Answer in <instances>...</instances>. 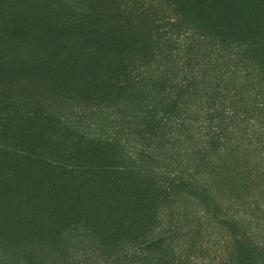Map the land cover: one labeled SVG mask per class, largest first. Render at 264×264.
Returning a JSON list of instances; mask_svg holds the SVG:
<instances>
[{
  "label": "rangeland",
  "instance_id": "rangeland-1",
  "mask_svg": "<svg viewBox=\"0 0 264 264\" xmlns=\"http://www.w3.org/2000/svg\"><path fill=\"white\" fill-rule=\"evenodd\" d=\"M155 7L176 12L178 41L194 28L207 41L148 47L124 30L121 12ZM118 65L181 88L174 105L201 133L168 124L154 148L167 167L108 171L138 145L125 104L156 101L149 82L125 101L102 93ZM200 121L227 134L206 155ZM210 197L247 228L220 222ZM0 201L15 245L0 264H130L122 251L148 235L140 262L264 264V0H0Z\"/></svg>",
  "mask_w": 264,
  "mask_h": 264
},
{
  "label": "trees",
  "instance_id": "trees-1",
  "mask_svg": "<svg viewBox=\"0 0 264 264\" xmlns=\"http://www.w3.org/2000/svg\"><path fill=\"white\" fill-rule=\"evenodd\" d=\"M176 15V12L162 7H155L152 9H131L127 11H123L120 13V20L122 22V26L124 30L131 36H139L142 38L141 43L144 45L146 43L148 47L151 44H159L160 46L167 48L169 46H177L182 47L184 51H193L195 49H200L202 44L207 41V36L199 29L194 28L193 34L197 35V37L192 38L190 35L185 36L182 41H178L176 37H174V33L180 28L176 27L171 21L173 16ZM192 34V35H193ZM222 47L228 46V44L218 42ZM148 75H139V73H134L129 70L126 66H112L108 67L106 71H104V75H106L108 79V83L103 89L102 93L112 97L118 98L119 96L123 98L125 101L127 97H129V93H133L132 90L136 92L135 87H140L142 84L150 83L156 87V90L153 93H147L149 96L154 95L156 101L154 105L144 106L138 105L136 108H127V104L124 107L129 109L130 113L137 112L136 115H130L134 117L135 120H126L125 122L128 124H132L136 127L139 132V140L137 147H134V150L131 153H123L118 155L123 162L120 167L112 166L108 169V171H112L113 169H118L122 167V171L132 166L131 163H153L158 162V164L164 168L167 167V164L163 162L162 159L159 158V155H155V147L160 150V146H164L167 141L159 142L164 134L165 127L169 124L170 127H174L175 130L179 132L183 137L189 135V132L194 130L197 138L199 137L201 130L194 129L193 123H185L184 119L187 115L186 111H184V115L180 114L179 107L174 105L176 100H172V97L179 98L182 95L180 87H173L172 80L168 78L167 73H145ZM129 89V90H128ZM176 91H175V90ZM172 90V91H171ZM139 92V96L142 97V92H140V88L136 93ZM143 94V95H144ZM169 102H168V101ZM184 107L185 105L182 104ZM185 109L188 110L189 107L185 106ZM184 110V109H183ZM192 109H189L188 113L191 112ZM189 118V116L187 117ZM222 119L218 117V120ZM194 120V119H193ZM211 121V120H210ZM201 129L203 130L202 136H200V148L196 151L198 155H206L207 146H209L212 142L220 140L221 137L227 135L223 127H221V123L209 122L208 125H202ZM204 123H207V120L204 119ZM197 127V128H199ZM180 129V131H179ZM226 137V136H225ZM224 137V138H225ZM225 142V140H224ZM159 143V144H158ZM196 147V145H195ZM159 158V161H158ZM106 171V168H105ZM178 176V181L181 183H190V175L184 170H180V175ZM176 181V180H173ZM195 184V182H193ZM210 205L215 212L216 216L219 217L220 222L227 223L234 227L237 230H245L249 225L250 221H247L245 218H242L237 213H231L228 207H223L220 203H217L212 197H210ZM150 199L147 197V204H150ZM8 209V206H7ZM261 208H257L260 210ZM253 211H251L252 213ZM257 212V211H256ZM0 213H1V201H0ZM250 213V214H251ZM8 229L3 226V223L0 219V249L3 244H6L7 249L10 246H15L11 242L10 233L8 234ZM146 236V235H145ZM144 236V237H145ZM247 241L248 237L245 236ZM154 237L152 235H148L138 242H133L129 248L123 250L121 253L124 261L130 264H149V262H140L148 255V250L150 246L154 242ZM135 247V248H133ZM130 249V251H128ZM1 257V255H0ZM140 258V259H139ZM138 259V260H137Z\"/></svg>",
  "mask_w": 264,
  "mask_h": 264
}]
</instances>
